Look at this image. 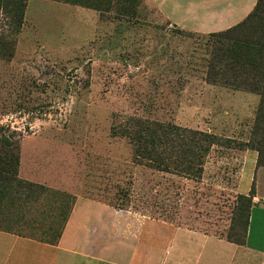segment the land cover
Here are the masks:
<instances>
[{"label": "rangeland", "instance_id": "374dc122", "mask_svg": "<svg viewBox=\"0 0 264 264\" xmlns=\"http://www.w3.org/2000/svg\"><path fill=\"white\" fill-rule=\"evenodd\" d=\"M127 7L26 0L16 34L0 14V36L14 42L12 57L0 56V129L19 141L22 174L32 165L63 181L23 208L43 227L85 195L240 239L246 209L233 188L259 96L204 79L209 33L177 27L151 0ZM129 117L228 140L210 146L197 175L158 170L136 163L113 128Z\"/></svg>", "mask_w": 264, "mask_h": 264}, {"label": "crops", "instance_id": "0c3cea01", "mask_svg": "<svg viewBox=\"0 0 264 264\" xmlns=\"http://www.w3.org/2000/svg\"><path fill=\"white\" fill-rule=\"evenodd\" d=\"M169 22L190 32L226 29L253 9L256 0H151ZM233 190L248 195L246 228L240 243L129 206L76 195L64 228L51 244L0 229V264H264V167L254 150L244 151ZM18 176L63 188L58 178L35 168Z\"/></svg>", "mask_w": 264, "mask_h": 264}, {"label": "trees", "instance_id": "16d2710c", "mask_svg": "<svg viewBox=\"0 0 264 264\" xmlns=\"http://www.w3.org/2000/svg\"><path fill=\"white\" fill-rule=\"evenodd\" d=\"M97 10L101 14L113 6L124 14L131 0H57ZM26 0H0V14L7 16L10 34H16L23 23ZM131 8V7H130ZM214 37L209 56L205 60L204 79L233 90H243L259 96L258 105L247 143L248 149L257 152L256 166L264 167V0H256L253 9L240 22L220 31L210 32ZM13 40L0 36V56L8 60L13 55ZM118 134L126 137L132 146L134 161L145 163L158 170L200 173L203 157L213 144L224 140L213 133L180 127L150 119L129 117L116 127ZM20 158L19 141L0 129V229L54 244L58 240L68 214L61 212L60 227L52 217L46 226L35 225L34 217L23 207L45 195V185L18 176ZM251 192L241 195L246 209L244 228ZM61 198L66 194L59 193ZM75 199V197H74ZM232 235L227 240L240 243L243 239Z\"/></svg>", "mask_w": 264, "mask_h": 264}]
</instances>
